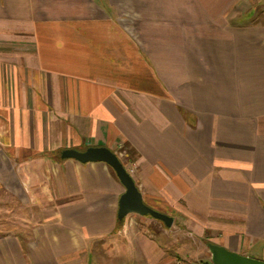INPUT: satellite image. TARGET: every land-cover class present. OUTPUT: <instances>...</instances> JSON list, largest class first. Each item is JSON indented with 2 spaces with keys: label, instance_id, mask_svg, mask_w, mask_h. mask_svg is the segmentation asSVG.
I'll list each match as a JSON object with an SVG mask.
<instances>
[{
  "label": "crops",
  "instance_id": "1",
  "mask_svg": "<svg viewBox=\"0 0 264 264\" xmlns=\"http://www.w3.org/2000/svg\"><path fill=\"white\" fill-rule=\"evenodd\" d=\"M88 146L171 226H117L112 169L59 157ZM182 235L264 259V0H0V264H188Z\"/></svg>",
  "mask_w": 264,
  "mask_h": 264
},
{
  "label": "water",
  "instance_id": "2",
  "mask_svg": "<svg viewBox=\"0 0 264 264\" xmlns=\"http://www.w3.org/2000/svg\"><path fill=\"white\" fill-rule=\"evenodd\" d=\"M61 159L71 158L78 162H104L114 172L124 191L118 199L117 220L122 221L128 214L149 215L160 220L167 227L172 224V218L161 213L143 202L141 192L135 184L131 174L127 171L117 154L106 146H88L83 150L65 148L61 150ZM206 248L209 252L211 264H264V259L243 255L229 250L223 245L207 242Z\"/></svg>",
  "mask_w": 264,
  "mask_h": 264
},
{
  "label": "rangeland",
  "instance_id": "3",
  "mask_svg": "<svg viewBox=\"0 0 264 264\" xmlns=\"http://www.w3.org/2000/svg\"><path fill=\"white\" fill-rule=\"evenodd\" d=\"M194 239L195 238L191 237L190 235H182L181 236V242L186 243V248L189 250L188 254L189 255L193 254V257H188L186 259L188 264H211L209 262V252H208L206 245H205L208 241H206L205 239H201L198 242ZM192 248H193V251H191ZM255 249H258V247L256 246ZM172 254L175 255L176 257H180V258L183 257L182 256L183 254H178V253H174V252H172ZM243 255H245V254H243Z\"/></svg>",
  "mask_w": 264,
  "mask_h": 264
},
{
  "label": "trees",
  "instance_id": "4",
  "mask_svg": "<svg viewBox=\"0 0 264 264\" xmlns=\"http://www.w3.org/2000/svg\"><path fill=\"white\" fill-rule=\"evenodd\" d=\"M121 149L125 151L123 158H126L127 160H130V158H129L130 157V155H129V149L126 146H122ZM123 158L121 157L120 160L122 161L123 165L125 166V163H124V159ZM122 221H117V226H120L122 224Z\"/></svg>",
  "mask_w": 264,
  "mask_h": 264
},
{
  "label": "built area",
  "instance_id": "5",
  "mask_svg": "<svg viewBox=\"0 0 264 264\" xmlns=\"http://www.w3.org/2000/svg\"><path fill=\"white\" fill-rule=\"evenodd\" d=\"M119 147V151L118 152H115L116 154H117V156L119 157V158H121L122 156H123V150L121 149V146H118ZM130 174H132V169H130V170H127Z\"/></svg>",
  "mask_w": 264,
  "mask_h": 264
}]
</instances>
